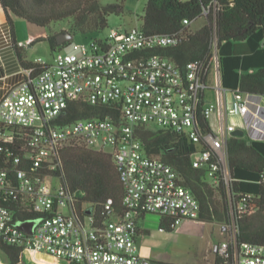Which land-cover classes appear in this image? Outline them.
<instances>
[{
    "label": "built area",
    "instance_id": "1",
    "mask_svg": "<svg viewBox=\"0 0 264 264\" xmlns=\"http://www.w3.org/2000/svg\"><path fill=\"white\" fill-rule=\"evenodd\" d=\"M216 4L211 0L200 16L207 17ZM193 22L184 19L185 27L172 34L147 33L140 26L113 28L105 39L72 43L70 52L63 44L52 62L36 59L42 70L34 77L32 69H25L26 79L0 100V241L69 264H152L139 253V214L170 216L175 225L197 220L198 199L179 182L171 165L145 153L135 133L137 124H151L203 143L191 156L193 166L208 168L214 183L221 168L229 182L227 141L237 128L216 119V103L205 100L213 87L210 74L219 65L216 41L212 57L191 60L184 70L162 55H145L149 49L180 44ZM234 98L235 105L227 104V120L236 114L246 121L253 116L262 125L249 136L264 140V95L236 89ZM72 100L112 103L122 119L84 118L58 125L57 118ZM200 112L210 132L198 126ZM67 145L108 149L124 190L121 211L107 198L98 213L91 203L80 201L82 191L63 183L61 152ZM258 208L252 192L239 193L236 202L231 196L232 220L225 226L229 238L217 245L212 264H264V244L237 240V217L254 215ZM28 211L42 216H17ZM30 220H36L33 233L19 226Z\"/></svg>",
    "mask_w": 264,
    "mask_h": 264
},
{
    "label": "trees",
    "instance_id": "2",
    "mask_svg": "<svg viewBox=\"0 0 264 264\" xmlns=\"http://www.w3.org/2000/svg\"><path fill=\"white\" fill-rule=\"evenodd\" d=\"M216 1L217 8L211 10L206 22L195 31L188 29L180 44L149 49L145 51V55H162L184 70L191 60L212 57L216 41L222 86L238 89L242 93L264 95V0ZM0 2L12 28V16L40 27H51L55 23L71 19V33L103 30L108 25L109 14L122 10L118 5L103 6L99 0ZM210 2L211 0H147L140 27L147 33L179 32L185 27L184 19L197 20ZM55 36L56 34H52L45 38L53 53L63 46L57 43ZM65 44H70V41ZM19 55L23 66L33 70L32 77L42 70L40 65L26 61L20 52ZM2 73L0 68V74ZM84 118H110L115 122L122 119L120 110L112 103L91 105L72 100L57 118V124L67 126ZM197 124L204 132L211 131L208 119L201 112ZM135 133L142 141L145 153L171 165L179 182L198 199L200 212L197 220L226 226L232 220L231 196L236 202L239 193H254L258 211L254 215L237 217V240L239 243L264 244V140L252 139L248 133L245 136L232 135L227 141L230 180L228 182L225 179L220 168L217 171L218 183H214L209 177L208 168H196L191 162L192 154L204 148L203 143H195L183 133L151 124H137ZM61 154L64 163L63 183L72 190L82 191L80 201L91 203L100 213L101 204L107 198H113L116 209L122 210L124 190L113 156L108 150L67 145ZM78 209H81V202H78ZM20 214L17 216L23 220L42 216L32 211L22 213L23 216ZM175 226L172 217L161 214L160 227L163 230L171 231ZM0 251L6 254L8 264H26L23 260V248L0 241ZM152 264L178 263L152 259Z\"/></svg>",
    "mask_w": 264,
    "mask_h": 264
},
{
    "label": "rangeland",
    "instance_id": "3",
    "mask_svg": "<svg viewBox=\"0 0 264 264\" xmlns=\"http://www.w3.org/2000/svg\"><path fill=\"white\" fill-rule=\"evenodd\" d=\"M147 0H99L100 4L118 5L122 10L112 12L108 16V25L103 30L88 31L87 33L74 32L70 44L63 47V50L70 52L73 50L72 43H90L93 39H105L109 36L111 29L124 31L136 26H140L144 14ZM207 20V17L200 16L191 24L192 31L200 28ZM43 33L58 34L61 32H71V19H66L53 24L51 27L39 28ZM49 42H43L36 48L39 56L44 60L52 62L53 52ZM219 72L213 70L212 78L217 91L219 84ZM229 123H233L236 128L245 130L238 116L231 117ZM108 150V149H106ZM56 180V179H55ZM160 213L148 212L140 225L147 229L150 234L143 235L140 240V248L144 255L178 264H212L216 257V248L219 242L229 238L227 227L217 222H205L195 219H186L176 225L173 230L166 231L160 227ZM3 253L0 251V256ZM25 257V260H24ZM23 260L26 264H69L63 259L53 258L42 253L25 250ZM3 264H7L3 261Z\"/></svg>",
    "mask_w": 264,
    "mask_h": 264
},
{
    "label": "crops",
    "instance_id": "4",
    "mask_svg": "<svg viewBox=\"0 0 264 264\" xmlns=\"http://www.w3.org/2000/svg\"><path fill=\"white\" fill-rule=\"evenodd\" d=\"M12 20L14 28H12V25L8 20L7 14L5 12V9L2 3L0 2V68L3 70V73L0 74V100L12 87L19 85L27 77L25 71L26 68L22 64L19 52L26 61L33 62L36 64V59L42 58V56H39V54L37 53L36 48L39 46V44H43V42H48L45 38L53 34H45L41 32L40 30L42 29L39 28L42 27L37 26L35 24H31L23 18L12 16ZM217 71L219 72V84L218 88L216 89L217 91H212L215 89V86L213 84L212 71L209 77V81L213 87H211L205 92V100L216 103V119L218 118L222 122H229L226 117V109L227 104H236L234 98V90L222 86L219 65ZM250 107L252 111H255L256 106L254 104H250ZM234 116H238L240 118L241 122L243 123V126L246 127L244 131L248 134L254 132L255 126L260 127L262 125L260 124L261 122L256 124L254 122L253 116H250L248 121H246L243 115L241 114L233 115L232 118ZM146 214L147 213H142L139 214L137 217V226L139 230L137 242L139 246V253L141 255H144L143 251L140 248L141 237L143 235L150 234L147 229L143 228L140 225V221L145 218ZM2 253L3 256H0V264H3V261L8 264V258L6 254H4V252Z\"/></svg>",
    "mask_w": 264,
    "mask_h": 264
},
{
    "label": "water",
    "instance_id": "5",
    "mask_svg": "<svg viewBox=\"0 0 264 264\" xmlns=\"http://www.w3.org/2000/svg\"><path fill=\"white\" fill-rule=\"evenodd\" d=\"M55 38L59 45H63L67 43L68 41H71L72 33L68 31L61 32V33L56 34ZM232 134L236 136H245L246 132L243 129H236L232 132ZM35 223H36V220H30L26 222H21L19 226L25 232L33 233V227ZM24 260H25V257H24Z\"/></svg>",
    "mask_w": 264,
    "mask_h": 264
}]
</instances>
